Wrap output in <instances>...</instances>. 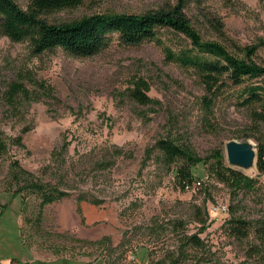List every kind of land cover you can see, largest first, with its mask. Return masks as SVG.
Segmentation results:
<instances>
[{"label":"rangeland","instance_id":"obj_1","mask_svg":"<svg viewBox=\"0 0 264 264\" xmlns=\"http://www.w3.org/2000/svg\"><path fill=\"white\" fill-rule=\"evenodd\" d=\"M170 3L176 0H85L48 18L142 13ZM186 12L205 39L256 44L255 58L264 61V0H187ZM209 17L220 21L221 32ZM159 37L163 44L128 45L113 36L99 53L77 57L61 48L34 54L27 42L0 34V128L10 143L0 159V264H264V244L254 256L248 252L259 245L254 227L264 219V177L257 169L244 171L258 179L252 189L233 191L210 161L198 167L195 179L202 184L184 190L154 146L171 129L202 157L222 151L229 165L228 140L264 138V123L254 116L261 108L243 103L245 86H264V76L227 87L208 123L195 70L164 53V45L177 50L188 40L170 29ZM19 77L31 78L33 97L17 116L2 92ZM140 77L150 83L153 105L128 96ZM13 161L68 194L41 208L37 193L11 178ZM220 205L226 209L213 208ZM234 216L250 222L248 237L233 236ZM184 235H198L203 245H184Z\"/></svg>","mask_w":264,"mask_h":264},{"label":"trees","instance_id":"obj_2","mask_svg":"<svg viewBox=\"0 0 264 264\" xmlns=\"http://www.w3.org/2000/svg\"><path fill=\"white\" fill-rule=\"evenodd\" d=\"M84 1L27 0V6L22 7L16 0H0V34L6 35L13 42H27L34 54L61 48L77 57H89L99 53L110 44L113 36L123 44L138 45L150 41L163 44L159 37L162 29L183 34L188 40L187 45L177 50L164 45V53L166 59L195 70L205 90L201 101L208 123L215 113L216 100L227 87L231 84L241 85L247 79L264 76V61L259 62L255 58L258 45H242L224 39L226 37L223 38V34L219 38L228 40L226 43L205 39L186 12L187 0H176L174 4L142 13H93L61 22L48 18L51 13L77 7ZM208 21L216 31L221 32L223 27L220 21L213 17H209ZM28 80L31 78L24 81L19 77L6 82L2 98L9 113L18 116L24 103L32 100L33 95L27 86ZM149 90L150 83L145 78H135L128 87V96L139 104L153 105L156 101L149 96ZM245 92L243 103L248 106L257 104L261 109L255 110L254 116L264 123V86L249 84L245 86ZM22 139V136H18L14 141L22 146ZM256 139L257 168L259 176L264 177V138ZM154 146L161 152L163 166L169 170L174 169L175 176L184 190L196 180L198 167L210 161L211 171L233 191L241 188L252 189L258 181L256 177L225 163L222 151L202 157L185 135L174 134L171 129L166 135L160 136ZM9 147V140L0 128V159L8 154ZM11 166V178L18 184L23 181L26 188L37 193L41 199V208L68 194L38 181L31 172L21 167L18 161H13ZM16 190L18 193L20 189ZM178 225L181 227L183 224L180 221ZM229 226L234 237L244 239L250 235L251 224L245 218L234 216L229 219ZM254 231L259 245L250 247L248 252L251 257L254 253L261 252L260 246L264 244V219L258 221ZM182 239L184 245H203V240L198 235H184ZM248 261L251 259L241 264H258ZM165 262L166 260H159L154 264Z\"/></svg>","mask_w":264,"mask_h":264},{"label":"water","instance_id":"obj_3","mask_svg":"<svg viewBox=\"0 0 264 264\" xmlns=\"http://www.w3.org/2000/svg\"><path fill=\"white\" fill-rule=\"evenodd\" d=\"M226 156L229 166L242 172L256 168L259 173L257 168V143H254L251 139L228 140L226 142Z\"/></svg>","mask_w":264,"mask_h":264},{"label":"built area","instance_id":"obj_4","mask_svg":"<svg viewBox=\"0 0 264 264\" xmlns=\"http://www.w3.org/2000/svg\"><path fill=\"white\" fill-rule=\"evenodd\" d=\"M202 184V181L200 179H196L192 184L190 185H187L186 186V190H191V189H194V188H198L200 185ZM215 210H222V209H226L225 206L223 205H220L218 207H213Z\"/></svg>","mask_w":264,"mask_h":264}]
</instances>
